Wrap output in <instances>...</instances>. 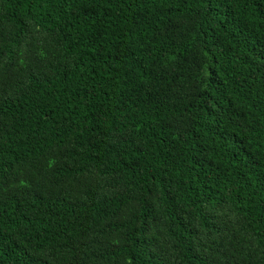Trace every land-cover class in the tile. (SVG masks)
<instances>
[{
    "label": "trees",
    "instance_id": "16d2710c",
    "mask_svg": "<svg viewBox=\"0 0 264 264\" xmlns=\"http://www.w3.org/2000/svg\"><path fill=\"white\" fill-rule=\"evenodd\" d=\"M0 264H264V0H0Z\"/></svg>",
    "mask_w": 264,
    "mask_h": 264
}]
</instances>
